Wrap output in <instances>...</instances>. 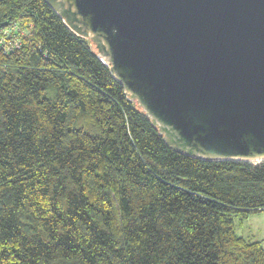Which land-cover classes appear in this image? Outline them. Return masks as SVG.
<instances>
[{
  "label": "trees",
  "instance_id": "obj_1",
  "mask_svg": "<svg viewBox=\"0 0 264 264\" xmlns=\"http://www.w3.org/2000/svg\"><path fill=\"white\" fill-rule=\"evenodd\" d=\"M0 264H264L235 217L264 161L172 150L46 0H0Z\"/></svg>",
  "mask_w": 264,
  "mask_h": 264
},
{
  "label": "water",
  "instance_id": "obj_2",
  "mask_svg": "<svg viewBox=\"0 0 264 264\" xmlns=\"http://www.w3.org/2000/svg\"><path fill=\"white\" fill-rule=\"evenodd\" d=\"M174 151L264 161V0H46Z\"/></svg>",
  "mask_w": 264,
  "mask_h": 264
},
{
  "label": "rangeland",
  "instance_id": "obj_3",
  "mask_svg": "<svg viewBox=\"0 0 264 264\" xmlns=\"http://www.w3.org/2000/svg\"><path fill=\"white\" fill-rule=\"evenodd\" d=\"M235 228L238 235L252 242L259 241L264 247V211L250 214L243 220L236 216Z\"/></svg>",
  "mask_w": 264,
  "mask_h": 264
},
{
  "label": "built area",
  "instance_id": "obj_4",
  "mask_svg": "<svg viewBox=\"0 0 264 264\" xmlns=\"http://www.w3.org/2000/svg\"><path fill=\"white\" fill-rule=\"evenodd\" d=\"M14 29L9 28L4 32V35L0 39V48L4 50V52H9L12 49H19L20 48V40L19 39H12V34Z\"/></svg>",
  "mask_w": 264,
  "mask_h": 264
}]
</instances>
